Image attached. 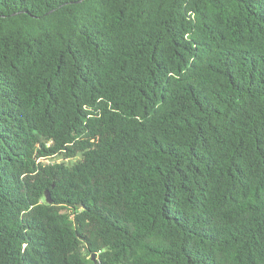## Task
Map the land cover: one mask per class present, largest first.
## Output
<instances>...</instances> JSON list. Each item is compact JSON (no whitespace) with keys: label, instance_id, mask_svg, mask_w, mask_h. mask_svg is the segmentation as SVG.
Instances as JSON below:
<instances>
[{"label":"trees","instance_id":"16d2710c","mask_svg":"<svg viewBox=\"0 0 264 264\" xmlns=\"http://www.w3.org/2000/svg\"><path fill=\"white\" fill-rule=\"evenodd\" d=\"M93 253L264 264V0H0V264Z\"/></svg>","mask_w":264,"mask_h":264},{"label":"rangeland","instance_id":"374dc122","mask_svg":"<svg viewBox=\"0 0 264 264\" xmlns=\"http://www.w3.org/2000/svg\"><path fill=\"white\" fill-rule=\"evenodd\" d=\"M80 158H81L80 155H77L76 157H73V158H66L62 154H56L54 156H49V157L43 158V159H41V161L43 163L62 162V161L66 162V163H74L77 160H79Z\"/></svg>","mask_w":264,"mask_h":264},{"label":"water","instance_id":"95a60500","mask_svg":"<svg viewBox=\"0 0 264 264\" xmlns=\"http://www.w3.org/2000/svg\"><path fill=\"white\" fill-rule=\"evenodd\" d=\"M46 198H47L48 202H52L50 190H46ZM92 259L96 262V264H98V259L96 258V253L92 254Z\"/></svg>","mask_w":264,"mask_h":264}]
</instances>
